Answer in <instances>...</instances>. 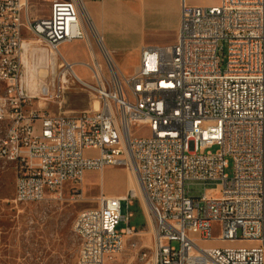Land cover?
I'll list each match as a JSON object with an SVG mask.
<instances>
[{"label": "built area", "instance_id": "1", "mask_svg": "<svg viewBox=\"0 0 264 264\" xmlns=\"http://www.w3.org/2000/svg\"><path fill=\"white\" fill-rule=\"evenodd\" d=\"M49 1L48 13L31 19L29 0H0V159L14 164L12 202L60 199L65 189L74 200L87 171L125 166L136 171L155 222L152 245L142 243L130 264H264V0H180L175 41L142 46L134 72H121L104 55L106 75L93 56L83 64L88 82L63 59L52 86L32 96L23 77V30L55 56L63 44L88 39L80 0ZM148 49L157 58L143 64ZM160 59L176 66L168 84L153 76ZM70 79L98 99L96 110L27 108L35 97H61ZM134 126L148 134H134ZM191 185L203 190L191 192ZM135 197L128 190L102 194L77 213L76 264H105L140 234L129 224L132 212L121 214V202L132 206ZM121 220L126 226L118 229ZM216 241L253 245L200 244Z\"/></svg>", "mask_w": 264, "mask_h": 264}, {"label": "rangeland", "instance_id": "2", "mask_svg": "<svg viewBox=\"0 0 264 264\" xmlns=\"http://www.w3.org/2000/svg\"><path fill=\"white\" fill-rule=\"evenodd\" d=\"M49 2V0H29V17L34 19L46 15L49 11ZM217 2L218 0H188V4L201 6ZM82 17L85 21L84 26L88 39L63 44L59 48L62 51L60 53L62 57L58 53L57 56H48V52L52 51L47 45L26 29L23 30L22 37L25 39L22 43L25 71L23 77L30 95H40V88L43 85L52 86L53 78L62 68L63 59L68 63L73 62V64L71 63L73 69L85 81L91 82L92 78L90 72L82 66L86 63L92 64L93 56L101 62L104 73L108 75L104 64V52L92 32V24L84 7ZM93 29L95 28L93 27ZM98 37H100L99 34ZM155 39L171 44L176 39V30L171 28L168 33L157 35ZM99 43L102 44L100 41ZM69 54L70 58H68ZM107 54L110 56V63L121 72L130 74L135 71L138 64L136 54L118 55V65L111 54L108 52ZM57 82L58 80H55V84ZM3 88L4 83L0 82V92ZM52 93L55 95L56 91L54 90ZM27 108L77 115L84 111L96 110L98 99L87 88L70 79L61 97L53 98V101L35 97L29 101ZM132 131L138 135L148 134L147 129L143 127L134 126ZM3 132V129L0 128V137ZM211 150L215 151L216 147ZM225 172L228 175L232 174L230 159L229 167ZM15 177L14 164L0 159V264H76L78 240L73 234L72 226L77 213L82 209L95 207L97 197L102 194L124 195L127 192L126 188L128 189V178L133 179V187L135 190L137 188L136 197L133 199L132 206L127 207L125 201L121 202V214L125 216L128 212H132L129 224L136 227L140 234L128 238L123 250L114 258L107 259L105 264H130L136 260V252L142 243L148 246L152 245L154 218L146 207L136 171L131 168L106 166L102 171H87L80 186V197L72 200L69 192L65 189L60 199H47L34 204L16 205L12 202ZM136 182L138 186L134 184ZM211 186L207 185L206 187ZM190 190L191 192L202 191L203 187L191 185ZM124 226L126 223L121 220L117 228ZM218 236L219 228L215 225L213 237L217 238ZM135 243H137V247L132 246ZM200 244L201 246L253 245L248 242L226 244L218 241Z\"/></svg>", "mask_w": 264, "mask_h": 264}, {"label": "crops", "instance_id": "3", "mask_svg": "<svg viewBox=\"0 0 264 264\" xmlns=\"http://www.w3.org/2000/svg\"><path fill=\"white\" fill-rule=\"evenodd\" d=\"M80 1L92 24L94 36L99 34L104 49L111 54L117 65L118 55L136 54L139 60L142 46L169 44L155 38L168 33L171 28L176 31L178 28L180 0ZM49 55L55 54L48 52Z\"/></svg>", "mask_w": 264, "mask_h": 264}, {"label": "bare ground", "instance_id": "4", "mask_svg": "<svg viewBox=\"0 0 264 264\" xmlns=\"http://www.w3.org/2000/svg\"><path fill=\"white\" fill-rule=\"evenodd\" d=\"M95 37L97 40H99L98 36H95ZM99 44H100L102 51L104 52V55L110 61L111 59H110L109 55L107 54V52L104 50L102 44L101 43H99ZM156 58H157V50L156 49H148L145 51V54L143 55V64H151L153 60H156ZM175 75H176V66L173 63H167V59H160L159 65H153V76L158 78V82L161 84L170 83L171 80H173L175 78ZM236 166L245 167V160L243 158H236ZM132 180H133L132 178H131V180L128 178V181H127L128 189L127 190L133 191L136 194L135 191L137 190V188L135 187L136 190L134 189ZM134 184L136 186H138L137 182ZM146 207H147V203H146Z\"/></svg>", "mask_w": 264, "mask_h": 264}]
</instances>
